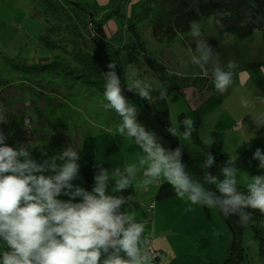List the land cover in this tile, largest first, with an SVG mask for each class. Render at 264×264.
Wrapping results in <instances>:
<instances>
[{"label": "clouds", "instance_id": "1", "mask_svg": "<svg viewBox=\"0 0 264 264\" xmlns=\"http://www.w3.org/2000/svg\"><path fill=\"white\" fill-rule=\"evenodd\" d=\"M188 29L194 46L190 64L210 77L218 92H226L234 83L237 62H220L219 52L208 44L201 21L191 20ZM223 37L230 40L231 34L224 32ZM116 66L109 63V71L103 73L100 103L120 117L118 134L130 137L144 154L140 160L145 166L144 184L162 179L189 207L201 205L217 209L226 218L235 216L241 228L252 222L251 210L264 213V149L256 148L252 155L261 174L248 175L249 182L243 188L240 174L244 172L236 166L237 154L236 158L229 156L219 172L213 174L208 169L215 157L204 153L200 164L203 182L194 179L181 162L179 148L162 146L156 133L138 121L140 109L123 94L122 89H126L149 100L155 90L154 79L129 65L123 72L128 80L125 85ZM156 88L158 96L165 98L167 87L161 83ZM240 106H259L251 119L256 129L264 128V95H254L251 100L241 97ZM5 119V109L0 105V123ZM178 123L179 127L171 124L167 131L180 142L192 140L193 120L185 117ZM7 139L0 131V264H170L166 252L153 255L145 249V224L125 210L132 196L120 193L137 181L135 164L110 170L98 162L94 184L87 190L74 183L79 178L81 148L67 144L38 162L30 143L12 146ZM206 185H213L214 190Z\"/></svg>", "mask_w": 264, "mask_h": 264}, {"label": "rangeland", "instance_id": "2", "mask_svg": "<svg viewBox=\"0 0 264 264\" xmlns=\"http://www.w3.org/2000/svg\"><path fill=\"white\" fill-rule=\"evenodd\" d=\"M59 1L64 4H82L100 18L106 17L117 8L120 14L127 18L132 17L135 12L133 0L127 4L122 3V0ZM32 2L35 3V0ZM32 2L31 0H0V105L5 109L6 119L13 115L22 117L24 126V134L12 138L7 136V143L13 145L15 140L19 141L18 144L30 143L34 147L33 158L36 159L41 151L54 154L67 144L75 148L79 138L91 136L96 142L97 161L107 162V169L123 168L126 164L136 165L137 181L133 187L122 190L120 194L126 197L132 196L129 205L125 207L126 211L131 213L136 210L134 205L138 207L141 204L148 213L154 208L158 185H155L156 181L143 183L147 179L142 175L145 166L140 164L144 154L137 149L130 137H121L118 134L120 117L114 110L103 108L100 103L103 93L93 86L83 84L79 79L75 80L72 75L65 73V69H60L56 64L37 74L34 78L37 80L35 82L21 81L18 79L17 70L11 68L14 62L23 61L31 65L41 59L53 57L52 52L39 45V39L45 35L46 23L35 16ZM199 21L204 24L209 46L219 52L220 62L226 64L229 59L237 62L234 83L224 93L218 92L212 81L204 88H197L190 82L179 83L180 89L173 90L167 96L169 127L171 124L179 127L178 122L185 117L193 120L195 135L191 134L192 140L187 142L182 140L185 145H181L177 138L180 147L198 167L204 162L203 144L220 152L224 163L229 156L236 158L237 154L236 166L244 172L240 174V186L245 187L249 182V176L261 174L258 161L253 160L252 155L256 148H264V128L256 129L251 119L256 116L259 106L241 108L240 98L246 97L251 100L254 95H264L263 38L260 33H255L252 37L241 40L231 34L230 40H224L223 34L214 28L211 18H201ZM137 24L146 53L162 62L168 69L169 75H176L177 81H186L188 78L194 80L198 77L199 68L189 62L194 48L189 31L178 34L168 44L158 42L152 36L147 21H139ZM120 28L122 26L118 19L106 20L105 30L108 37L125 51L126 34ZM63 37L64 35L60 34L55 39L64 41ZM137 47L136 44L130 45L128 54L134 49L139 51ZM138 62L139 60H136L132 66H135L141 75L153 78L154 92L158 91L156 78ZM46 63H53L52 59L47 60ZM129 65L130 62L128 67ZM128 67L117 69L118 75L121 77L120 72H125ZM122 79L128 83L126 76L123 75ZM122 90L123 94L140 109L138 121L146 129L154 131L163 146L165 128L148 110L138 94L126 89ZM52 105L55 114L44 115V110L48 113L53 109ZM61 198L67 199V197ZM199 209L203 224L198 216L192 219L189 212L184 223L186 229H182V225L175 230L174 235H186L194 241V246L197 248H201L197 244H201L203 236H216L214 241L217 242V250L223 248L229 253L231 232L219 211L210 207L205 211L201 205ZM140 221L144 224L147 222L143 219ZM189 222L195 223V228L199 229H188ZM251 234L248 228L242 234L246 264H260L258 243ZM152 253L156 254L154 251Z\"/></svg>", "mask_w": 264, "mask_h": 264}, {"label": "trees", "instance_id": "3", "mask_svg": "<svg viewBox=\"0 0 264 264\" xmlns=\"http://www.w3.org/2000/svg\"><path fill=\"white\" fill-rule=\"evenodd\" d=\"M129 1L131 0H122L121 2L127 4ZM133 4L135 12L130 18L121 15L119 8L106 17L100 18L94 11L82 4H64L59 0H35L32 5L33 12L35 16L46 23L45 35L39 39V45L52 52L53 57L41 59L38 63L31 65H27L23 61L14 62L11 68L17 70L18 79L21 81L35 82L34 78L37 74L49 69L52 64H56L60 69H65V73L72 75L75 80L79 79L83 84L93 86L103 93V73L109 71L107 68L109 63L114 62L117 65L118 74L117 69L128 67L129 62L132 65L136 60H139L138 63L156 78L158 84L162 83L167 87V95L163 99L158 96V91L153 92V99L150 98V102L141 98L148 110L166 130L163 146L172 150L179 148L181 162L187 165V170L194 179L203 182L204 170L200 166H196L191 157L183 151L178 138L167 131L169 128L167 96L173 90L180 89L179 83L190 82L197 88H204L211 78L203 76L199 70L196 79L188 78L186 81H177L176 75H169L168 69L162 62L146 53L137 23L147 21L152 36L158 42L169 44L178 34L189 31L188 25L191 20L211 18L214 28L221 34L228 32L243 40L252 37L255 33H260L264 44V0H133ZM108 18H115L120 22L122 26L120 30L123 29V33L126 34L125 51L124 48L116 46L108 37L105 30ZM60 34L64 35V41L59 38L55 39ZM134 43L138 46L139 51L134 49L132 53L128 54V47L132 44L135 45ZM51 59L53 63H46ZM123 72H120L121 80L126 85V80L122 79ZM51 107L53 109L49 107L51 111L48 113L44 110V115L55 114L54 106ZM0 131L11 138L22 136L24 134L23 118L15 115L8 117L4 123H0ZM17 142L19 143L15 140L12 146L17 145ZM202 147L204 153H210L215 157L214 164L208 171L217 174L220 166L224 164L222 154L204 144ZM80 148L79 179L87 190H91L95 161L93 138L84 136L78 150ZM206 186L214 190L213 185ZM174 196L176 195L172 188L162 180L158 184L154 200L160 202ZM203 208L206 211L207 207L203 206ZM251 211L253 213L252 222L246 228L239 226L237 217L226 218L222 215L230 229L231 238L234 239L228 257L223 264H246L247 257L242 234L247 228L258 243L260 264H264V213L258 210Z\"/></svg>", "mask_w": 264, "mask_h": 264}, {"label": "crops", "instance_id": "4", "mask_svg": "<svg viewBox=\"0 0 264 264\" xmlns=\"http://www.w3.org/2000/svg\"><path fill=\"white\" fill-rule=\"evenodd\" d=\"M82 139L83 138H79L75 144V148L77 150ZM93 142L95 161L92 172V182L94 184L93 177L95 172L98 170V161L96 142L95 140H93ZM54 154H50L46 151H41L37 154L36 159L39 162L40 160L51 157ZM102 166L106 168L108 166V163L102 162ZM160 182V180L156 181L155 185L157 186ZM74 183L84 187L82 181L79 178L75 180ZM154 202V208L148 213L145 208H142L141 204L138 207L134 205L136 207V210L131 212V214L134 215L137 220H147V222L145 223V233L147 237V240L145 242L146 250L150 251L151 253L152 251L157 253L161 250L166 252L170 258V264H223V262L228 257V253L227 249L219 248L217 250V242L214 241V239L217 238L216 236H203V238L201 239V244H197L201 248H197L194 246V241H192L185 234H181L185 236L174 235L175 230L182 225V229H186L184 227V223L187 220L186 218L189 212L192 219L194 216H198L199 221L203 224L199 205H192L189 207L187 203L179 199L177 196L160 202H156L154 200ZM194 225L195 223L189 222L187 223V228L199 229L195 228ZM178 231H176V233H179Z\"/></svg>", "mask_w": 264, "mask_h": 264}, {"label": "water", "instance_id": "5", "mask_svg": "<svg viewBox=\"0 0 264 264\" xmlns=\"http://www.w3.org/2000/svg\"><path fill=\"white\" fill-rule=\"evenodd\" d=\"M90 19H92V16H90ZM220 213V212H219ZM220 215H221V217L223 218V216H222V214L220 213ZM224 219V218H223ZM225 221V220H224ZM233 241H234V239L233 238H231V241H230V244H229V249L232 247V245H233Z\"/></svg>", "mask_w": 264, "mask_h": 264}, {"label": "built area", "instance_id": "6", "mask_svg": "<svg viewBox=\"0 0 264 264\" xmlns=\"http://www.w3.org/2000/svg\"><path fill=\"white\" fill-rule=\"evenodd\" d=\"M153 255H155L154 253H152Z\"/></svg>", "mask_w": 264, "mask_h": 264}, {"label": "bare ground", "instance_id": "7", "mask_svg": "<svg viewBox=\"0 0 264 264\" xmlns=\"http://www.w3.org/2000/svg\"><path fill=\"white\" fill-rule=\"evenodd\" d=\"M8 85V84H7Z\"/></svg>", "mask_w": 264, "mask_h": 264}]
</instances>
